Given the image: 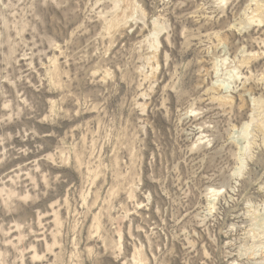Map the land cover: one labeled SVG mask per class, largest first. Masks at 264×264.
Masks as SVG:
<instances>
[{
  "label": "rangeland",
  "instance_id": "obj_1",
  "mask_svg": "<svg viewBox=\"0 0 264 264\" xmlns=\"http://www.w3.org/2000/svg\"><path fill=\"white\" fill-rule=\"evenodd\" d=\"M0 264H264V0H0Z\"/></svg>",
  "mask_w": 264,
  "mask_h": 264
},
{
  "label": "bare ground",
  "instance_id": "obj_2",
  "mask_svg": "<svg viewBox=\"0 0 264 264\" xmlns=\"http://www.w3.org/2000/svg\"><path fill=\"white\" fill-rule=\"evenodd\" d=\"M158 29H160V28H158ZM155 33H156V32H154V34H155ZM157 33H158V32H157ZM157 33H156V34H157ZM155 36H158V35H155ZM156 39H157V37H156L154 40H156ZM156 42H157V41H156ZM235 81H236V80H235ZM221 84H222V83H221ZM222 88H224V86H223ZM226 89H227V88H226ZM223 90H224V89H223ZM246 126H247V125L245 124V125H243V126L241 127V129H242L243 132L246 131ZM218 192H219V191L216 192V191H213V190H212V194H211V195H213L214 193H218Z\"/></svg>",
  "mask_w": 264,
  "mask_h": 264
}]
</instances>
